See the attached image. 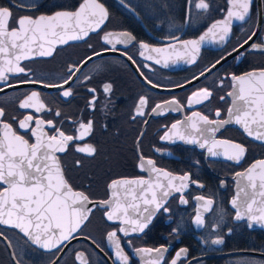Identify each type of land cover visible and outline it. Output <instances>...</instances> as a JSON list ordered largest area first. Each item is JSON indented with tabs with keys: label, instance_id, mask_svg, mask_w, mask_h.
<instances>
[{
	"label": "flooded vegetation",
	"instance_id": "flooded-vegetation-1",
	"mask_svg": "<svg viewBox=\"0 0 264 264\" xmlns=\"http://www.w3.org/2000/svg\"><path fill=\"white\" fill-rule=\"evenodd\" d=\"M81 1L0 0V7L10 8L12 17L9 28L12 29L18 27V18H36L59 10L75 11ZM98 2L108 12L105 25L83 41L57 46L52 57L21 61L27 75L11 73L18 72L20 57L13 52V39L9 42V36H5L7 51L0 50V74L7 75L9 79L0 82V110L3 111L0 124H10L17 134L34 143L31 131L19 128V121H22L23 127L29 126L27 115L33 116L31 127H35V132H41L44 121L52 120L66 135L74 137L78 135L81 122L92 121L91 134L84 140L74 139L69 143L67 138L60 137L59 141L47 140L46 143L52 145L53 149L69 143L66 152L57 154L60 159L56 167L62 184H70L71 190L82 191L73 192L76 196L86 194L90 197L88 201L99 204L94 206L81 225L74 223L80 212L78 209H81L79 200L80 203L74 206V225L65 227L69 223V212H66L70 206L69 197L64 196L61 187L53 186V163L41 164V171L36 172L34 168H29L26 158L29 156H22L17 148H4L0 154V176L12 187L0 195V216L5 219L15 216L16 222L25 231L38 235L43 243H59L65 237H72L77 229L79 232L61 249L46 251L32 245L18 229L0 225V264H121L116 260L115 249L107 236L114 230L117 237L113 239L121 240L129 264H146L152 258L137 255L135 249L162 246H169L170 249L165 254L163 264H170L175 252L182 247L188 249L187 264H264V229L256 226L249 229L246 220L235 221V210L231 208V200L238 190L237 181L241 186L247 184L246 180L240 181L239 177H235V173L244 172L253 162L264 159V143L247 137L240 126L226 125L218 132L217 138L246 147V155L237 165L222 156L208 157L206 149L201 150L198 146L161 139L172 123L182 120L192 111H200L210 119H227V109L231 107L232 100L227 96L232 90L230 76L264 70V51L251 50L248 45L238 49V45L253 31L257 35L249 43L255 42L264 47V0H252L250 14L245 21L233 20L227 41L222 44L202 43L196 64L186 65L183 61L172 64L170 57L158 56L157 59L168 64V68L144 61L139 56V43L146 42L150 47H168L181 40L198 39L211 23L226 16L229 7L226 0H204L209 4L207 10L196 7L200 0H125L127 8L121 0ZM0 31H3L2 23ZM122 32L133 36V43L128 48L117 45L120 51H111V45L103 41L104 35L112 33L118 36ZM105 48L109 50L103 52ZM121 51L126 55H121ZM96 52H103V55L85 62L86 57ZM230 52L233 55H228ZM240 52L246 54L240 56ZM128 56L133 59H128ZM234 56L237 58L234 59ZM133 60L136 62L133 63ZM217 60L221 62L215 68L200 79L192 80ZM144 63H149L152 70L143 69ZM70 66H78L79 71L72 77V82L65 85V89L72 90L68 98L59 94L61 89L42 88L34 83L7 86L17 85L19 81L29 78L49 83L62 82L69 76ZM145 76L159 87L152 88ZM190 80L192 82L188 83ZM105 84H111L110 93L103 91ZM181 84L184 86L180 87ZM89 87L95 89V93H90L87 90ZM205 88L212 92V96L203 104L195 105L206 99L207 93L192 94ZM93 95L96 97L94 110L89 106ZM221 96L225 99L221 100ZM141 97L147 100L145 116L133 119ZM190 97L188 102L194 105L192 108L187 107ZM171 99H176L182 105V112H168L165 115L151 113L155 105L167 104ZM21 102L25 109L19 107ZM144 103L141 102V107ZM216 110L221 112L219 118L215 116ZM56 111L60 112L59 117L55 115ZM7 128L0 125V131ZM45 130L49 135L55 133L53 128ZM81 134L86 135L87 129ZM87 144L95 149L92 156L75 150ZM45 149L50 152L48 148ZM147 159H153L155 166L173 175L190 174L191 181L202 183L204 187H196L190 182L189 189L183 194L188 200L187 205L180 204L179 194H173L166 205L168 213L161 211L157 214L144 233L124 237L118 231V223L107 221L106 211L110 209L104 208L103 201L111 198L109 185L115 179H148V174L139 170L140 163ZM221 181L225 182L223 187ZM4 187L0 185V191ZM246 191L251 195L253 190L249 187ZM256 191H259L258 180ZM196 195L213 200L209 211L203 213L205 223L202 228H197L193 223L198 206L194 199ZM256 198L260 199L259 196ZM17 205L20 207L17 208ZM114 212L113 219L116 218ZM216 238H223L224 244L212 245L211 240ZM81 252L84 256H78ZM178 264H186L185 259L182 258Z\"/></svg>",
	"mask_w": 264,
	"mask_h": 264
},
{
	"label": "snow or ice",
	"instance_id": "snow-or-ice-1",
	"mask_svg": "<svg viewBox=\"0 0 264 264\" xmlns=\"http://www.w3.org/2000/svg\"><path fill=\"white\" fill-rule=\"evenodd\" d=\"M121 3L127 8L128 5L125 0H121ZM229 7L226 9V16L220 20L211 23L210 27L199 36L198 39L181 40L179 43H172L168 47H150L146 42L139 43V56L144 61H151L154 65H160L163 68H168L169 65L162 63L160 57H170L172 64H177L178 61H183L186 65L196 64L198 56L201 52L202 43L208 42L211 44H222L227 41L233 26V20L245 21V18L250 14V5L252 0H226ZM199 9L207 10L209 4L204 0H200V3L196 4ZM6 17V19H4ZM12 17V12L8 7H0V23L3 25V31H0V50L7 51L5 47V36H9V42H11V35L15 33H22L16 37V42L12 44L13 49H19L16 53L17 56L23 55L24 59L20 60L17 68L18 72H11L16 74H25L26 70L21 66V61L31 60L35 57L49 58L52 57L57 45H67L70 41H83L89 37L90 33H96L108 20V12L105 6L98 2V0H82L78 5L77 10H59L54 14L45 15L41 14L36 18L23 16L18 18L17 28H9V23ZM27 21V27L22 29V25ZM257 33L253 31L242 43L238 45V49L248 48L254 51H264V47L255 42L249 43L253 40ZM178 40V37H177ZM103 41L106 45H111V51H120L117 49V45H123L124 48H128L134 41V37L128 32H122L118 36H114L112 33L104 35ZM109 49L105 48L103 52H107ZM236 51V50H234ZM103 52H96L85 58L87 60H95L96 56H102ZM121 55H126L122 52ZM245 52H240L239 55H245ZM228 55H233L232 52ZM226 57H222L224 59ZM237 58L234 56V59ZM128 59H133L128 56ZM136 61L133 60V63ZM221 61L217 60L205 71L198 73L192 78V80L200 79L201 76H205L206 72H210L212 68L216 67ZM139 67V65H138ZM143 69L152 70L149 63L142 65ZM75 70V71H74ZM79 71L78 66L69 67V76L62 82L49 83L46 81L33 80L31 78L19 81L17 85H7L8 87H18L19 84L34 83L39 84L42 88H58L61 89L59 93L65 98L72 95L71 88L65 89L66 84L72 82V77ZM9 77L7 75L0 74V82H7ZM145 79L151 84L152 88H157V85L150 78L145 76ZM192 80L188 81L191 83ZM232 90L227 93L228 97H231V107L227 109V119H210L208 115L201 114L200 111H192L190 115H186L182 120H178L171 124L170 128L161 137L163 141L175 143L177 141L183 142L186 145L198 146L199 149L207 151L208 157H220L222 156L227 161H232L235 164H240L246 155V147L240 143L230 142L227 139H218L217 134L226 125L235 124L242 128L243 133L247 137L252 138L255 141L264 142V70L259 72H249L242 75H231ZM221 86L223 80H221ZM183 87L184 85H179ZM111 84H105L103 91L107 94L111 92ZM90 93H95V89L88 88ZM38 92V90H33ZM207 93V98L202 99L195 105H201L205 101L209 100L212 96V92L207 88L195 91L192 95H198L199 93ZM191 95V96H192ZM95 95L89 101V106L94 110ZM187 100V107L192 108L194 105L190 104ZM221 100L225 97L221 96ZM144 101V106L141 107V102ZM146 99L141 97L138 105L135 109L136 117L145 116V107L147 105ZM21 109H25L23 102L19 104ZM31 109V108H28ZM159 109V111L157 110ZM35 111V109H33ZM49 110V109H46ZM182 105L176 100L171 99L167 104H157L151 109V113L154 115H165L168 112L177 113L182 112ZM55 115L59 117L61 114L56 111ZM215 116L219 118L221 116L220 110H216ZM0 117H3V111L0 110ZM30 119L28 127L22 126V121H19V128L24 131H31V136L34 138V143H30L24 136L17 134L12 126L8 123H2L0 125H6L12 130V134L17 139H22L31 148H37L38 138L35 132V127H31L33 121L32 115H27ZM198 117V119H194ZM36 121V120H35ZM93 124L92 121L87 123L81 122L78 127V135H66L64 131L56 126L52 120L44 121V127L41 130V136L46 137L49 141H59L60 137L67 138L68 142L75 140H84L86 136L91 134ZM46 128L55 129V133L49 135L45 130ZM87 129V134L82 135L81 132ZM198 134V135H197ZM3 131H0V136H3ZM69 143L60 147L57 145L54 149L52 145L45 146L40 144L35 156L26 157L29 161V168H34L36 172L41 171L40 163L44 161H55L59 163L58 153H64L67 151ZM47 147L51 155L45 154L41 156L40 153ZM5 145L0 143V154H2ZM76 151L92 156L95 153L94 147L87 144L83 147H76ZM37 161H40L38 163ZM79 164V162H77ZM145 163L147 167L145 166ZM139 170L148 174V179H125L118 178L113 180L110 185V199L103 201L104 208L110 209L106 211V219L109 222L118 223L120 225L118 231L123 234L124 237H129L132 234L144 233L146 229L153 223L157 214L163 211L168 213L169 209L166 207L168 199L173 194H179V202L182 205H187L188 200L184 197V192L189 189L190 182L196 187L203 188L202 183L197 181H191L190 174L173 175L171 172L163 170L155 166L153 159H147L146 162H141ZM47 171V169H45ZM62 172V168H60ZM154 177V178H153ZM235 177H239L247 181V184L241 186L237 181V192L235 198L231 200V208L234 209L235 221H247V227L253 229L254 226L264 229V159L258 162H253L250 167L244 172H236ZM67 182L66 178L64 177ZM257 180L259 181V191L257 192ZM225 184L221 181V186ZM0 185L6 186L3 191H0L2 195L6 190H10L12 185L8 183L3 176H0ZM251 188L253 191L251 195L246 191V188ZM69 188H71L69 184ZM41 190H43L41 186ZM73 192H82L81 190H74ZM241 193L244 195V199L241 200ZM259 196V200H257ZM85 198L90 200V197ZM195 201L198 202L196 215L194 217V225L197 228L204 226L205 220L203 213L208 212L213 205L212 199H206L203 195H196ZM254 205H258L254 208ZM17 208L20 206L17 205ZM94 209H91V212ZM115 210V219H113V211ZM78 211H86V209H78ZM0 225H8L11 228L18 229L22 233L23 237L34 246L39 249L52 251L53 249L59 250L66 243L75 238V234L72 233V237H65L59 243L49 244L47 242L42 243L38 235H30L28 231H25L19 223L16 222V217L12 219H5L0 216ZM228 234H231L229 230ZM110 244L115 249V257L121 264H129V257L124 254V249L121 246V240L117 237V231H112L107 235ZM223 238H216L211 240L212 245H223ZM128 243V241H126ZM169 246L162 247H140L135 249L137 255L152 256L146 264H163L166 259L165 254L169 251ZM187 252L186 247H182L175 252L174 257L170 260V264H178V262L184 258L187 264ZM154 254V255H153ZM78 256H84L81 252ZM143 264V262H142Z\"/></svg>",
	"mask_w": 264,
	"mask_h": 264
},
{
	"label": "water",
	"instance_id": "water-1",
	"mask_svg": "<svg viewBox=\"0 0 264 264\" xmlns=\"http://www.w3.org/2000/svg\"><path fill=\"white\" fill-rule=\"evenodd\" d=\"M27 24H28V22L25 21L24 25H22V29L26 28ZM19 35H22V33H15V34H13L11 36V38L13 39L11 44L16 42V37L19 36ZM70 42H73V41H70ZM57 46H61V45H57ZM17 51H19L18 48L15 49L13 52L16 54ZM19 57H20L19 60L24 59L23 55H20ZM255 72H259V71H255ZM236 126H238V125H236ZM241 130H242V128H241ZM3 133H4V135L0 137V143H3L5 145V148H8V147L17 148L18 150L21 151V155L22 156H35V153H36L37 149L39 148L40 144H44L45 146H47V143H46L47 138L46 137H42L41 136V132H36L37 137L40 138V139H38L37 148H31L25 143L24 140L17 139L16 137H14L13 134H12V130L10 128L9 129L8 128L5 129L3 131ZM262 143H264V142H262ZM45 148H47V147H45ZM45 154L51 155V152H46V149H45V151L40 153L41 156H44ZM38 163H40V162H38ZM46 163H48V164H52L53 163V165H54L53 176H52L53 186L55 188H60L61 187V190H62V193L64 194V196L65 197H69L70 206H69V209L66 210L67 213L69 212V216H68L69 217V223L66 224L65 227L67 226V227L71 228L74 225V223H77V224L81 223V225H82L83 222L87 219L91 209H93L94 206L99 204V203L97 201H95V202L88 201L85 198V196H83V195H81V197L78 196V195L76 196L73 193V191L71 190V188H69V186L62 184L61 177L59 175V170L56 167V162L48 160V161H44L43 163H40V165L41 164H46ZM241 180L242 179L240 178V181ZM79 200H81V203L79 202ZM79 203L81 205V209H86V211H80L79 215L77 216V219H74V223H72L74 214L76 213V210L74 209V206L78 205Z\"/></svg>",
	"mask_w": 264,
	"mask_h": 264
}]
</instances>
